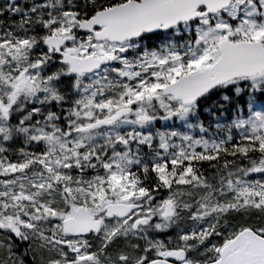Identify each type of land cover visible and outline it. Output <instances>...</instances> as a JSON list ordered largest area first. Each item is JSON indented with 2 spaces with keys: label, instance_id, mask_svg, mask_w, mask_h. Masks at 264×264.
Instances as JSON below:
<instances>
[{
  "label": "snow or ice",
  "instance_id": "1",
  "mask_svg": "<svg viewBox=\"0 0 264 264\" xmlns=\"http://www.w3.org/2000/svg\"><path fill=\"white\" fill-rule=\"evenodd\" d=\"M0 264H264V0H0Z\"/></svg>",
  "mask_w": 264,
  "mask_h": 264
}]
</instances>
